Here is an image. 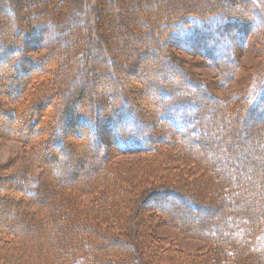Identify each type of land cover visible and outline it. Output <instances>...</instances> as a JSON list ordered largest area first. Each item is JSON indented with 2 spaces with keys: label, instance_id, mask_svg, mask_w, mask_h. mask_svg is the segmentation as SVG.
<instances>
[{
  "label": "trees",
  "instance_id": "1",
  "mask_svg": "<svg viewBox=\"0 0 264 264\" xmlns=\"http://www.w3.org/2000/svg\"><path fill=\"white\" fill-rule=\"evenodd\" d=\"M6 1L0 0V137L27 146L40 165V174L30 177L21 173L17 177L12 175L8 165L0 166V205L3 207L12 200L14 206L19 205L25 197L32 198L41 190L47 173L44 161L51 154H54L51 160L54 163L60 162L61 157H78L77 163L68 170L69 176L81 165L92 164L90 159H85L87 153L83 148L74 153L71 147L74 142L67 138L63 143V136H74V141L80 143L87 139L90 148L100 144L98 150L104 149L99 152V162L89 167V171L96 174L91 173L94 179L89 185L81 178L68 184L66 190L63 187L56 190L49 205L42 194L36 196L34 207L39 218L35 228L46 227L48 236L51 234L55 239L50 248L42 238L25 244L20 235H15L16 230L7 232L5 223L9 221H0L5 224L0 225V237H3L0 264H134L137 258L126 252L137 245L140 249L145 240L147 243L140 250L147 256L157 254L161 264H264V212L260 211L264 210V195L255 194L245 202L240 200L236 207L232 205L229 211L234 217L233 223L217 222L223 234L210 233V224L194 226V229L193 225L183 226L177 219L181 229L193 232L208 244L201 257H188L160 240L154 235V229L151 231L149 220L147 225L140 226L139 234L143 239L139 242L133 233L123 236L129 235L135 242L131 239L121 245L117 240L118 232L123 234L126 224V230L131 233L137 223L134 213L138 204H134L133 190L125 185H132L142 196L147 192L146 184L142 183L152 178L154 182L158 180L174 184L171 187L192 190L196 195L204 187L213 199H218L222 185L213 184L212 174L233 181L232 186L224 187L225 192L238 188L240 183L245 195L251 192V184L239 183L224 166L232 167L231 163L237 161L236 150L244 156L235 143L240 121H247L251 126L249 117L255 116L253 122H264V83L247 93L249 104L244 102L234 114L225 113L227 118L215 122L222 126L223 121L230 129L225 136L229 142L223 149H206L212 157L185 154L184 151H194L188 146L193 142L187 137L191 128L196 126L195 131L200 123L205 125V113L212 109L211 105L217 107L214 111L220 114H224L222 109L225 108L210 92L199 91L193 95L189 88L197 84L182 54L207 60L219 79L226 82L245 72L228 51L240 50L244 36L256 31L260 35L261 54L256 72H263L264 0H165L162 8H156L155 0H143L154 4L149 10L138 0L140 6L124 4L126 0H93L98 35L93 49L87 44L81 23L71 19L72 0ZM110 5L114 15L106 10ZM131 10H137V14ZM212 22L217 26H211ZM114 23L125 28L121 29L123 33H118L121 30L105 33L111 31ZM124 23L130 27L126 28ZM212 35L214 44L210 45L207 39ZM225 40L233 41L236 46L223 44ZM118 42L122 43L116 50ZM40 49L47 51L40 57L33 56ZM215 52H218L217 61ZM254 77L258 80L260 75L255 73L252 82ZM9 122L13 123L14 130L4 131ZM140 125H144V130ZM256 127L250 133L264 135V126ZM161 131L164 134L161 135ZM50 142L55 147L50 146ZM234 143L236 148H233ZM260 149L263 154L257 155V159L253 153L250 157L244 156L242 169L249 168L252 173L264 171V145ZM131 153H138L141 158L127 169H118L120 165L110 160L115 154ZM219 156L230 164L221 161ZM193 166L204 172L196 181L187 182L184 176L194 172ZM138 182L142 186L139 187ZM261 185L264 189L260 180L259 189ZM50 192L48 190L45 197ZM147 193L148 202L153 204L148 211L156 215V227L162 222L175 224L171 212L167 218L160 207L167 204L168 208H178L173 199L189 208L186 214L194 208H205L176 189L155 186ZM241 208L245 213L241 214ZM149 218L147 214L146 219ZM60 219L63 225L57 228ZM113 230L117 237L99 233ZM109 240L117 242L118 249L112 247L114 244ZM141 264H150L148 258Z\"/></svg>",
  "mask_w": 264,
  "mask_h": 264
},
{
  "label": "rangeland",
  "instance_id": "2",
  "mask_svg": "<svg viewBox=\"0 0 264 264\" xmlns=\"http://www.w3.org/2000/svg\"><path fill=\"white\" fill-rule=\"evenodd\" d=\"M138 1H141V4L145 3L143 8H146L147 10H149L148 8L151 9V7L154 6V4H151V2L146 4L147 1H143V0H138ZM138 1L137 0H126L124 4L136 5L138 3V5L140 6V3ZM155 1L157 3L156 8H162L163 4L166 3L165 0H159V1L155 0ZM6 2L9 3V0H7ZM107 9L109 12H111L112 15H114L115 11H112L113 8L111 7V5L109 8H106V10ZM131 11H132L131 13H133L134 15L137 14V10H131ZM95 12L96 11H95L93 0H72L71 1V5H70L71 19L72 21H77L81 23V25L83 26L85 30L84 37L87 40L88 46L91 47L92 49L96 48V42L98 41V35L96 32V25H95V17H96ZM124 25L126 28L130 27V25L128 26L125 23ZM211 26H217V23L212 22ZM189 27L190 26L188 25V28ZM122 28L124 27L115 25L114 23V26L113 28H111V31L109 30L105 33H116ZM118 33L121 34L123 33V31L121 30ZM212 38H214V35H212L211 38L207 39V41H210L209 43L210 45L214 44V41H212L213 40ZM259 39H260V35H257L256 31L249 32L244 36V42L241 45L240 50L231 49L228 51L229 53H232L233 56L239 61V63L241 64V67L242 66L244 67L245 72L243 74H240L235 79H230V78L226 79V82L225 81L223 82L219 79L216 72L213 71L211 67L209 66V64L207 63V60L205 61V59H202L201 57H197V56L190 55V54H185V53L182 54L183 58H185V60L189 63V69L193 73L192 79H194V81L196 82L198 86V87L191 86L192 88L188 87L193 92V95L198 94L199 91H203L205 93L210 92L213 96H215L216 98L220 100V101H217V103L222 104L225 108V109H222L224 111V114L221 113L222 114L221 115L220 113H218V111H214V109H217V107L214 108L213 105H211L212 109H209L205 113L206 114L205 115L206 120L204 121L205 125H201L200 123L198 130H195V131L193 128H195L196 126H193L190 130L191 131L190 134H187V137L189 139L191 138V141H193L191 143L188 142L189 143L188 146H190L189 149L190 150L193 149L194 151L192 150L191 152L186 151L187 153L184 151L183 153L194 155V156H198V155L202 156V155L207 154L209 157H212L211 154H208V152H206V149H213V150L223 149L224 145L229 142L228 139H225L227 131L230 130L228 125H226V123H224L223 121H221L222 126L215 122L223 117L227 118L228 114L229 115L234 114V112L244 102H248L249 104L250 101H248L249 98L247 97V93H249L254 87L256 88L261 83L262 84L264 83V71L256 72L261 62V54L259 51V46H260ZM121 43L122 42H118L116 44L115 46L116 50L121 46L120 45ZM128 43L130 44V42ZM223 44L229 45L230 47L236 46L233 41L228 42V40H225ZM129 48L130 47H125V49H129ZM46 51H47L46 49H40L36 53H34L33 56L40 57ZM217 54L218 52L216 53V57L214 58V60L216 59V61L219 58ZM255 73L260 75V77L258 80L254 77L253 82H252L251 79H252V76L255 75ZM250 111L255 112L252 109H250ZM201 113H203V111ZM225 113L226 114L228 113V114L226 115ZM254 118L256 117L255 116L249 117L251 122L247 118V120L250 123H252L251 126L250 124H247V121L246 122L244 120L243 122L240 121L241 123L238 125L239 127L238 137L236 138V141H235V143L239 147L235 146V143L232 145H233V148L237 147L239 149H242L244 156L246 155L247 157H250L249 155H252L253 153L255 155L254 158L257 159L256 158L257 155L263 154L262 153L263 149L261 150L260 148H262V145H264V135H262L260 132H258L257 134H253V133L251 134L250 130L252 128H255L256 126H257L256 128H258L261 125L264 126V122L258 123L256 119L255 121L257 122H253L252 119ZM12 127H13V123L9 122L8 127H5L4 131L6 130L9 131L10 129L14 130V128ZM140 127L142 130H144V125H140ZM157 127H158V123L156 124V129ZM69 129H72V126H70ZM162 134H164V131H161V135ZM196 136H199V137L201 136V138H197ZM67 138L68 139L71 138V141L74 142V145L71 144V147L74 150V153H77V151H79V148H83V150H85L87 153V156L85 159L87 160L90 159L89 161L92 162L91 164L92 166L93 164L95 165L96 163L99 162V152L100 151L102 152L104 147H101V150H98L100 149V144H98V147L93 146L92 148H90L88 144L89 141L87 139H85L84 141L80 143V141H77V140L74 141V138H75L74 136H70V137L63 136V138H61L63 143L67 141ZM49 145L52 147H55L52 142H50ZM228 150L231 151L232 149H228ZM191 153H194V154H191ZM60 154L61 153H59V155ZM235 154L237 156V161H235V163H231L232 167L226 168L224 166V168L225 170L232 173L234 175L233 179L239 181V183L242 181L244 185L246 183L251 184L252 186L251 192L246 195L244 193V188H241V183L238 186V188H235L234 190L232 188V190L230 189V191L228 190L227 192H225L224 187L226 185L232 186L233 181L224 180L222 176H220V178H216L212 174H210V177H212V181H214L213 184L217 183L218 186L222 185V188L220 191L221 198H218V199H213L211 197V194H208L207 189H205L204 187L200 189L199 194L196 195L192 190L180 189L177 186L171 187V185H174V184H168L164 182L160 183L161 181L159 182L158 180L154 182L152 181L153 180L152 178L149 179L147 183H142L143 186L144 184H146L144 188L147 190V192L151 187H155V186H162L163 188H167V189H171V188L176 189V190H179L181 195L189 196V199L197 203V205L200 204V206H202L203 208L205 207L203 210L194 208V210H189L188 212L189 214L188 213L186 214L184 212L185 210H188L189 208L182 204L180 205V203L176 201L175 199L173 200L175 204L177 203L179 205L178 208H172V207L168 208L167 204L165 205L163 204V206H160L163 211V213L162 212L161 213L163 215H167V218H169V214L171 212L170 215L173 216L172 222H174L175 224H172V223L169 224V223L162 222L159 226L156 227L155 219H157V217L156 215L150 214L148 211L149 207L153 206L151 202H148V199L146 196L148 193L146 192L144 195L140 196L139 191L132 188V185H125L127 189L133 190V193H134L133 199H136L134 204H138L137 212L134 213L135 216L137 217L135 218L137 223L135 226L132 227L131 233H129L128 230H126L127 224L125 225L123 234L118 232V234L120 235V236L118 235L120 239L118 238L117 240L120 242V244L123 245L125 241H131L132 237L129 235H131L132 233L134 234V238H136L138 242L141 238L143 239V237H141L139 234L141 230L140 226L143 224L147 225V220H149L148 225L149 227H152L151 231L154 229L153 230L154 235H156L160 240L166 241L172 246L176 247L177 249H180L182 252L186 253L188 257L190 256L192 257L193 255H200L198 257L203 256L205 252V247L208 244L204 242V240H202L200 237L196 236L193 232L188 233V231H185L187 229L185 230L181 229L180 226L178 225L177 219L181 221V224L183 226H185V224L193 225L194 229H196V227L194 226L210 224V227H209V230L211 231L210 233L223 234V231H221V228L219 230V224H217V222L222 220V224L227 223L230 225L233 223L234 217L229 211L232 205L236 207V204L239 203L240 200L245 202L248 200L247 198H251V196L252 195L254 196L255 194L257 196L259 195V197H262L264 195V189L262 185H261L262 189L258 188V183L260 180H261V184H264V171L262 173H260L259 171H255L254 173H252L249 168L242 169L241 160L245 161V157L244 156L241 157V154L237 153V150L235 151ZM53 155L54 154H51L50 157H46V160L44 161L43 166H46L47 173H46V176L42 179L41 190L36 192V194H34L32 198L29 196L25 197V199L21 201L22 203L20 202L21 204L19 205L14 206L13 203H15V201L13 200L9 201L11 200L10 198L8 199L10 203L8 202L7 204L3 205V207L0 205L1 206L0 207L1 208L0 221H3V220L9 221L8 223H5L7 224L6 225L7 232H12V230L13 231L16 230L15 235L17 236L20 235V237L22 238V241L25 244L35 243L41 240L42 238V240L45 241V243L47 242L46 247L50 248L51 245H53L54 243L53 241H55V239L50 237L51 234L48 236L46 227L40 228V226L38 225L35 228L37 219L39 218V215H37V210L34 207V204L37 202L36 196L39 197L42 194V196L44 197V198L42 197V199L44 200V202L47 203V205H49V203L51 202V198H53V196L56 194L55 192L56 190H59L62 187L64 190H66V186L68 184L69 185L74 184L75 181H78L81 178L86 181V184L89 185L90 182H92V180L94 179L93 175H96V174H93V171L91 172L89 171V167H92V166L90 164L87 165L86 163L85 165H81L79 170H72V172H75V173H72V175L69 176L68 170L69 168L74 166L73 164L77 163L75 162V160L78 157L70 156L66 159L64 158L62 159L61 157L60 162L57 161L54 163L53 161H51L53 158ZM140 158L141 156L138 153L115 154L111 157L110 160L111 162L118 163L120 165V168L118 169H124V168L127 169L129 167V164L131 163L137 164ZM219 159L223 162L227 161V159L223 158L222 156H219ZM225 163L230 164L229 161ZM3 165H8L10 168V171L12 172V175L17 176V177L18 175L21 176V173H24L25 175L30 176V177L37 176L38 174H40V165L34 159V157H32L29 151V148L27 146L23 145L17 140H12L8 138L5 139V138L0 137V166H3ZM222 165L224 164L222 163ZM191 168L194 169V172H191L184 176L187 179V182L196 181V179L199 176H202L201 174L204 172L200 167L198 170H196L194 166ZM240 168L242 169L241 172L239 171ZM118 172L123 174L122 171H118ZM67 178L68 179L71 178L70 179L71 183H69V180ZM156 182L160 184L157 183V185H153L151 187L149 186L150 184L152 183L155 184ZM218 182L219 183L223 182V183L219 184ZM140 185L141 184L139 183V187ZM48 190H51L50 195L45 197ZM222 190L224 193L222 192ZM84 197H83V201L86 199V197L85 198ZM27 198L29 199L28 201H27ZM205 209H208V210L205 211ZM260 211L261 213L264 212V210L262 209ZM242 213H245V212H243V209L241 208V214ZM147 214L150 216L149 219H146ZM5 224H3V222H0V225H5ZM59 225H60V228L63 225V223L61 222V219L57 222V225H56L57 228L59 227ZM41 226H43V224H41ZM20 227H22V229L18 230V228ZM198 232H201V231H198ZM99 233L109 238L117 237V235H115V230H113L112 232H108V233L107 232L103 233L100 231ZM125 234H129V235L123 236ZM54 235L58 236L59 233H55ZM2 238L0 237V245L3 242ZM132 241L134 240L132 239ZM109 243L114 244V246L112 247H116V249H118L117 242L111 243V240H109ZM146 243L147 241L145 240L144 243L141 245V247H144ZM135 244L137 245V243ZM137 248H138V245H137ZM137 248L129 247L128 252H126L128 253V255H131L133 258H137V260L133 261L134 264H141V261L145 259V257L148 258L150 264H161L160 256H158L155 253H151L150 255L147 256L145 251L143 250L141 251L140 249H137ZM149 248L152 249L153 247L150 246Z\"/></svg>",
  "mask_w": 264,
  "mask_h": 264
}]
</instances>
